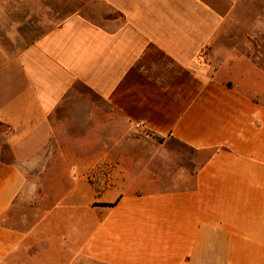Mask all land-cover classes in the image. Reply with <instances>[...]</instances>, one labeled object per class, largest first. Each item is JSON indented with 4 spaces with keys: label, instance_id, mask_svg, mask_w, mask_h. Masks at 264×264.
<instances>
[{
    "label": "crops",
    "instance_id": "0c3cea01",
    "mask_svg": "<svg viewBox=\"0 0 264 264\" xmlns=\"http://www.w3.org/2000/svg\"><path fill=\"white\" fill-rule=\"evenodd\" d=\"M239 1L93 0L0 43V264H264V73L204 55ZM149 136L208 153L190 183L142 171Z\"/></svg>",
    "mask_w": 264,
    "mask_h": 264
},
{
    "label": "rangeland",
    "instance_id": "374dc122",
    "mask_svg": "<svg viewBox=\"0 0 264 264\" xmlns=\"http://www.w3.org/2000/svg\"><path fill=\"white\" fill-rule=\"evenodd\" d=\"M92 2L0 0V43L7 47H24L74 14L89 15L92 8L88 7ZM204 55L208 62L222 64L228 71L236 66L240 74L246 70L248 73V67L253 66L255 71L264 73V0H240L236 12ZM77 89L85 90L80 86ZM6 130L0 126V144L5 158L10 159L7 148L2 145ZM146 139L136 142L132 151L148 161L143 162L142 171L162 177L165 186L178 187L191 181L199 163L208 156V153H200L174 140L150 136ZM50 198L52 195H45L46 202Z\"/></svg>",
    "mask_w": 264,
    "mask_h": 264
}]
</instances>
